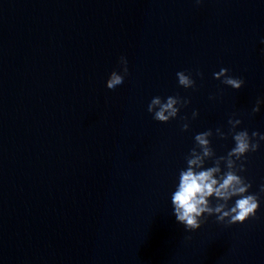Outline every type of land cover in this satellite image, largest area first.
<instances>
[{
	"label": "water",
	"instance_id": "water-1",
	"mask_svg": "<svg viewBox=\"0 0 264 264\" xmlns=\"http://www.w3.org/2000/svg\"><path fill=\"white\" fill-rule=\"evenodd\" d=\"M262 38L264 0H0V264H264V199L244 223L190 232L168 196L195 133L229 117L264 133ZM122 55L132 75L112 91ZM221 67L244 85L214 79ZM155 95L190 102L160 123ZM242 175L264 183V143Z\"/></svg>",
	"mask_w": 264,
	"mask_h": 264
},
{
	"label": "clouds",
	"instance_id": "clouds-1",
	"mask_svg": "<svg viewBox=\"0 0 264 264\" xmlns=\"http://www.w3.org/2000/svg\"><path fill=\"white\" fill-rule=\"evenodd\" d=\"M197 4L201 0H195ZM264 43V38L261 39ZM118 68L111 70L104 81L107 89L117 91L126 86L132 73L125 56L118 59ZM179 86L189 89L195 87L191 72H176ZM196 75H202L197 72ZM213 78L232 89H240L245 81L233 76L229 69L221 67L213 72ZM187 97L179 95L153 96L147 104V112L152 119L168 123L178 117L181 109L189 104ZM264 97H257L252 106V113L261 111ZM199 115L197 110L191 113V119ZM182 131L190 128L189 118L182 117ZM227 131L221 127L206 129L193 136V145L184 157V167L180 168L168 193L171 212L177 223L187 231L200 229L209 217L217 223L233 225L244 223L255 217L264 199V183L258 185V191H251L252 182L242 175L246 170L248 154L256 152L264 143V133L239 127L240 118L229 117ZM226 139L231 136L232 146L225 154L217 155L212 146V137ZM190 239V237H188Z\"/></svg>",
	"mask_w": 264,
	"mask_h": 264
}]
</instances>
